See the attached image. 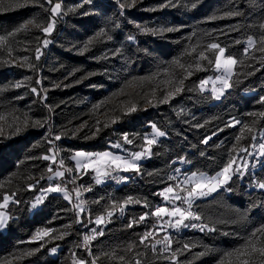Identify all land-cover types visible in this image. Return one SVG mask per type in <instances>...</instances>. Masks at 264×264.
Wrapping results in <instances>:
<instances>
[{
  "label": "trees",
  "instance_id": "obj_1",
  "mask_svg": "<svg viewBox=\"0 0 264 264\" xmlns=\"http://www.w3.org/2000/svg\"><path fill=\"white\" fill-rule=\"evenodd\" d=\"M53 19L52 32L41 31ZM0 37V203L10 197L0 264H71L73 255L91 264L67 173L70 199L51 192L32 209L56 166L43 157L55 149L73 169L78 150L129 155L151 131L164 135L120 185L76 173L89 188L91 220L123 209L90 240L95 264H239L235 250L264 226V163L194 200L201 219L171 230L167 249L141 239L176 169L213 175L264 132V0H0ZM213 43L237 60L218 100L201 88L215 73ZM39 230L49 234L34 239Z\"/></svg>",
  "mask_w": 264,
  "mask_h": 264
},
{
  "label": "snow or ice",
  "instance_id": "obj_2",
  "mask_svg": "<svg viewBox=\"0 0 264 264\" xmlns=\"http://www.w3.org/2000/svg\"><path fill=\"white\" fill-rule=\"evenodd\" d=\"M52 0H47V3L51 4ZM43 6V5H41ZM193 7H195V4L192 5ZM61 5L59 3L55 4L52 8H51V13L54 16H56L59 13ZM121 8H124V5L121 4L120 5ZM237 15L239 13H236ZM29 24L33 23L32 21L28 22ZM54 24H55V20H51V22H49L47 24L46 27H41V31H43L46 34H50L54 28ZM27 25L23 26L26 27ZM37 27H40L39 25H36ZM175 29L172 28H168V29H162L161 31H173ZM143 31H152L153 34H155L156 30L154 29H143ZM103 34V33H101ZM3 37H0V40H2ZM109 39H111V37H109ZM129 39H132V37H129ZM47 43H49V41L45 40L44 44L47 45ZM89 43H91V41H89ZM260 44L261 47L259 48V51L264 52V37H261L260 40ZM248 46L249 47H253L254 46V41L249 39L248 41ZM87 47V45L85 46ZM209 49H218L219 50V55L216 58V67L218 69L223 68L225 70V72L230 76L232 74V70L233 67L236 65L237 60L235 58H233L232 56H227L224 57V53H225V49L220 47L219 44L213 43V44H209L208 45ZM248 49H245V52H247ZM202 58L207 59V57L203 56V53H201ZM40 57V49H37V59H39ZM221 57H224L223 59H221ZM182 83V81H181ZM208 81H202L201 82V87L203 88V86L205 84H207ZM222 83L224 84L225 87H231V84L228 82L227 77H225L222 80ZM20 85H17V87H19ZM182 89L177 87L176 88V92L181 91ZM32 91L35 93L37 90L35 88L32 89ZM215 89H213V92L215 93ZM217 99H219V95L216 96ZM131 111H135V108L133 107L131 109ZM159 136H163L164 133L163 132H157L156 133ZM56 140H59L60 137L57 136L55 138ZM127 141V137L124 138ZM129 143H131V141H128ZM155 143L154 139H148L147 140V144L148 145H152ZM205 143H207V141H205ZM117 147H119V145H117ZM260 149H261V155H264V144L260 145ZM151 152V148H147L145 150V152H141V153H136L134 154V160H139L142 156H144L145 154H149ZM93 154H88V153H83V152H77L75 154V156L73 157V159H77L79 158H83L84 160H89L90 157H92ZM97 157H110L111 154L110 153H103V154H96ZM43 159L45 160H49L51 159L53 161V163H55V158L54 156H44ZM117 161H119V163H117ZM111 163L115 164L117 168L123 167L124 171H129V170H135V171H139V167L138 165H136L134 162L132 161H127V160H122L121 157H112L111 159ZM234 161H230L223 169L220 173H218L216 176L213 177H207L204 176L203 174H200L199 176L196 173H193L191 176L187 177L184 181L185 185H191V190L187 191V196L186 197H181L179 195L175 196V199L180 200L183 199L187 204H188V209H181L179 207H175L173 208L171 211H169L168 209H164V208H157L155 210V212L153 213L156 216H161L163 213H167L170 216H178L179 219L176 221V225L180 226L182 224H184L185 220H200L201 217L196 214L195 212L191 211V207H192V201L200 196H206L211 194L212 192H215L217 190L218 187L222 186L223 184H226L230 179H231V170H232V166H233ZM63 164V161H61V165ZM78 167L80 166V161H77ZM49 172L52 171V168L49 167L48 169ZM68 171H71V169H69ZM107 174V173H105ZM56 176H63V172H59L57 171L55 173ZM49 179H51V177H49ZM100 181L97 180V183H99ZM261 188H264V184H260L259 185ZM183 190V189H182ZM45 191L47 192H63L64 193V198L65 199H70L67 190L65 188H62L60 185H56V186H50L48 189H46ZM174 191V189L172 187H169L165 190V199H168V196L166 195L167 193H172ZM10 197L5 195L3 197V203H0V208H5L7 207V204L9 202ZM130 202V201H129ZM37 203H39V200L37 201ZM121 211H123V209H121ZM111 215V213H109V216ZM5 219L3 217V214H0V227H2L5 223ZM145 219L144 216L140 217V220ZM104 222V218L103 217H98L96 220L97 224H101ZM131 227V225H129ZM185 227H187L188 225L184 224ZM192 227H200L201 230L203 231L205 228H207V225H196L193 224L191 225ZM95 232V230H93ZM208 231H215L214 228H209ZM257 233H260L261 235H264V226H262L261 228H258L255 232H253L251 234V237L245 242V244L239 248L235 250V255L237 257V260L239 261V264H256V257H259V264H264V240H260L257 238ZM49 232L47 230H39L36 233V236L34 237V239H43L46 235H48ZM99 235H103V232H99ZM152 234L151 233H147L144 237H142L141 239V243L144 242V240H147ZM95 236H85L84 240L85 243H87L88 241L94 239ZM167 239V238H166ZM159 243V241H158ZM170 243V242H169ZM153 247H155L153 245ZM185 248H188L189 245L185 244L184 245ZM53 251H55V249H53ZM230 256L233 255L232 253L229 254ZM120 259H123V257H121ZM81 264H84V262H81ZM92 264H95V261L92 262ZM137 264H139V262H137Z\"/></svg>",
  "mask_w": 264,
  "mask_h": 264
},
{
  "label": "crops",
  "instance_id": "obj_3",
  "mask_svg": "<svg viewBox=\"0 0 264 264\" xmlns=\"http://www.w3.org/2000/svg\"><path fill=\"white\" fill-rule=\"evenodd\" d=\"M227 88L228 87H226L219 94V98L222 96V94L224 93V91ZM213 97L216 100H218L215 95H213ZM138 152H141V150L140 151H136L134 153H131L129 155H124L122 153L113 152V151H109V150H105V151H101V152L86 151V153H88V154H93L92 157H90L89 160H84V159L80 160V166H79L80 168L79 169L76 167V165L74 163L73 170L77 174H79L80 172L91 171L92 174H93L92 175L93 181L97 182V180H99L100 182H103L102 181L103 166L106 165V164H108V163L109 164H113V163H111L112 157H117L118 156V157H121L122 160L132 161L136 165H138L139 162L142 160V158H140L139 160H134V154H136ZM103 153H110L111 156L110 157H97L96 156V154H103ZM47 156H50V157L51 156H54V158H55V165L56 166L54 168H52V171L51 172L48 173V176H47L48 185L46 187L42 188L36 194V196L34 197V199L32 200V202H31L32 209H35L40 204V202L44 199V197L46 195H48L49 193H51V192L45 191L50 186L60 185L62 188H65L67 190V188L65 187V185L64 184H61V180L64 179V177H65L64 175L66 174V171H65L63 165H61V160L59 159L56 150L55 149H52ZM147 156H148V154H145V156H143V157H147ZM49 161L53 163V161L51 159H49ZM117 163H119V161H117ZM259 163H264V158H262L261 160L257 161L256 163H254L249 168H251L252 170H254ZM113 165H115V164H113ZM222 169H220L218 172H216L213 175H207L205 173H196V174L198 176L200 174H203L204 176H207V177H213V176H216L218 173H220L222 171ZM239 169L244 170L245 168L242 169L241 168V165H240V161H237L236 160L233 163L232 170L230 172L231 176L234 173V171L239 170ZM119 170H120L121 175H123L125 177V180H126L127 179L126 175L128 174V172L127 171H124L123 170V167H120ZM57 171L63 172V176H59V177L56 176L55 173ZM192 174L193 173H183V172H180L179 169H176V172L174 173V182H175V184H178V187H182V186H179V183H182L183 184L184 181H185V179L187 177L191 176ZM49 177H51V179H49ZM169 187H172L174 189V191L172 193H167L166 195L168 196V199H165V190L167 188H169ZM178 187H176V185L174 186L172 184V185H169V186L165 187L163 190H161V197H162L161 203L159 205H157L156 207H154V209L152 210V213H151V217L154 219V222L157 224L158 227H160L159 230H162L164 232V235L165 234H168V239H167V241H168L167 243L168 244H167V246H166L165 249H167L169 247V245H170V243H169L170 242V240H169V232L171 230H173V228L169 229L166 232L165 228H163V227H165V226L168 227L169 225H171V226H174L175 228H178V227L184 226V224H186V222L184 221V224H182L180 226H177L176 225V221L179 219L178 216H170V215H168L165 212L161 216L158 217V216L154 215L153 213L155 212V210L157 208H164V209H168L169 211H171L175 207H179V208L185 209V210L188 209L189 206H188V204L185 201H183L185 203V205H181V204H178L177 203V199H175V196L176 195L181 196L180 193L178 192ZM220 187H218L217 189H219ZM57 193H60V194H62L64 196V193L63 192H57ZM67 193H68V191H67ZM68 195H69V193H68ZM186 196H187V194L184 195V197H186ZM206 196H208V195H206ZM203 197H205V196L197 197L194 200L199 199V198H203ZM38 200H39V203H37ZM193 201H192V203H193ZM121 209H122V207H119V210L117 212L120 213L121 212ZM109 213H111V215H112V212L107 211L106 213L101 214V215H98L97 217H95L94 219H92V221H91L92 222V226H90L89 229L92 230L94 228V230H96V233L94 235H96L99 232H101L102 227L109 221V217L111 216V215L109 216ZM98 217H103L104 218V222L101 223V224H97L96 223V220H97ZM144 217L147 218L148 215L146 214V215H144Z\"/></svg>",
  "mask_w": 264,
  "mask_h": 264
},
{
  "label": "rangeland",
  "instance_id": "obj_4",
  "mask_svg": "<svg viewBox=\"0 0 264 264\" xmlns=\"http://www.w3.org/2000/svg\"><path fill=\"white\" fill-rule=\"evenodd\" d=\"M57 4V3H56ZM62 9L60 7V10H59V13L57 14V16L61 13ZM248 45V43H247ZM219 55V50L216 49V58L217 56ZM224 57H226L224 55ZM224 57H221V59H223ZM214 69H215V73L213 76H210L206 79H204L203 81H208L207 84H205L203 86L202 89H206V90H209L211 91V93L215 96L219 95L226 87L224 86V84L222 83V80L227 77L228 79V82H229V78L230 76L225 72V70L223 68H220L218 69L216 67V59H215V64H214ZM213 89H215V93L213 92ZM157 138V134L155 131H151L149 134L146 135L145 137V141H146V145L143 147V149L141 150V152H145V150L147 148L150 147V145L147 144V140L148 139H154L156 140ZM261 144H264V132L260 133L258 135V138L256 139L255 143L252 145V147L250 148V150H248L244 155L238 157L237 159L234 160V162L237 160V161H240V165H241V168L242 169H247L249 168L250 166H252L254 163H256L257 161L261 160L262 158H264V155H261V149H260V145ZM77 152H83V153H86V151L84 150H78L76 151L73 155H72V161L75 163L76 167L79 169L80 167H78V164H77V161L79 160H82L83 158H77V159H73V157L75 156V154ZM141 152H138V153H141ZM145 156V155H144ZM142 159H144L145 157H141ZM63 167L65 164H62ZM65 171H66V168L64 167ZM127 172H130L127 171ZM173 185L176 187H178V184H175V182L173 183ZM179 186H182V187H178V192L180 193L181 197L183 198L184 195L187 194V191L188 190H191V185H185L184 183H179ZM183 189V190H182ZM10 201V199H9ZM184 200L183 199H180V200H177V203L178 204H181V205H185V203L183 202ZM3 203V201L1 202ZM9 203V202H8ZM120 207V206H119ZM119 207H115L113 208L112 210H109L110 212H112V215L117 212L119 210ZM0 214H3V217L6 218L5 219V223L2 227H0V230H4L5 229V226H6V222L9 218V214L7 212V207L5 208H0ZM111 215V216H112ZM110 216V217H111ZM109 217V219H110ZM92 220H90V223H89V226H87V234L88 236H93L95 233H96V230L95 232L93 231L94 228L91 230L89 229L90 226H92ZM188 221V220H185V222ZM165 228L166 232L173 228V229H176L174 226H171L169 225L168 227L165 226L163 227ZM160 227L157 226V224L152 221L151 224H150V227L145 231L144 233V236L147 234V233H151L152 235L148 238V241H150V243L152 245H154L155 247H158L160 249H165L166 246H167V239H168V234H165L164 235V232L162 230H159ZM143 236V237H144ZM167 238V239H166ZM159 241V243H158Z\"/></svg>",
  "mask_w": 264,
  "mask_h": 264
},
{
  "label": "built area",
  "instance_id": "obj_5",
  "mask_svg": "<svg viewBox=\"0 0 264 264\" xmlns=\"http://www.w3.org/2000/svg\"><path fill=\"white\" fill-rule=\"evenodd\" d=\"M66 168V183L71 188L73 195L78 203V210L81 215H83L86 219V230L87 226H89L90 223V213H91V207L88 200V191L89 188L84 184L83 181H81L80 175H77L75 171L70 168L69 166L64 165ZM71 169V171H68ZM107 173V174H105ZM125 180V177L121 175L119 168H117L113 164H106L103 166L102 171V181L106 183H110L113 186L120 185ZM83 231L80 238V247L83 249L85 256L89 257L91 260V264L94 261L92 258V250L90 241L85 243L84 237L88 236L87 232ZM81 262H84L86 264V261L83 259H80L76 255L72 256L71 264H81Z\"/></svg>",
  "mask_w": 264,
  "mask_h": 264
}]
</instances>
